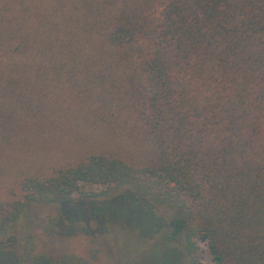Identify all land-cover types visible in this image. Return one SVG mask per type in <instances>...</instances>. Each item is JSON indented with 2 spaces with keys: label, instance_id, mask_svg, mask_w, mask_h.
Masks as SVG:
<instances>
[{
  "label": "trees",
  "instance_id": "1",
  "mask_svg": "<svg viewBox=\"0 0 264 264\" xmlns=\"http://www.w3.org/2000/svg\"><path fill=\"white\" fill-rule=\"evenodd\" d=\"M33 120L87 155L0 204V264H89L11 228L35 204L66 217L126 196L172 213L181 264H202L199 244L211 264H264V0H0V147ZM132 124L154 163L98 147Z\"/></svg>",
  "mask_w": 264,
  "mask_h": 264
},
{
  "label": "rangeland",
  "instance_id": "2",
  "mask_svg": "<svg viewBox=\"0 0 264 264\" xmlns=\"http://www.w3.org/2000/svg\"><path fill=\"white\" fill-rule=\"evenodd\" d=\"M124 134L114 141L104 140L105 147H98L111 150L131 164L155 162L156 155L148 147L139 126L130 125ZM68 138L66 133L43 121L23 124L17 139L0 147V204L21 198L19 186L24 178H44L54 170L81 162L87 155L81 152L85 150L77 144H68ZM122 194L123 190L112 193L113 197ZM79 203L84 206L69 212L70 207ZM98 203L75 200L71 206L62 208L65 213L69 212L66 217L59 206L35 204L27 209V217L20 218L18 225L11 228V234L14 236L19 229L24 238L34 224L35 252L56 258L72 255L89 264H181L175 258L176 251L185 262L183 245L169 241L172 229L165 227L163 220L173 216L167 209L152 210L151 203L131 196ZM54 220H61L60 227L58 223L54 225ZM9 250L13 251V246L6 248L11 253ZM196 258L202 264H211L203 244H199ZM20 259L3 264H18Z\"/></svg>",
  "mask_w": 264,
  "mask_h": 264
}]
</instances>
